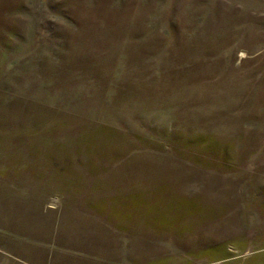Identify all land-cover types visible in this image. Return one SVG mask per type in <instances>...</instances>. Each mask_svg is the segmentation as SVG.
I'll return each instance as SVG.
<instances>
[{
	"label": "rangeland",
	"instance_id": "1",
	"mask_svg": "<svg viewBox=\"0 0 264 264\" xmlns=\"http://www.w3.org/2000/svg\"><path fill=\"white\" fill-rule=\"evenodd\" d=\"M0 264H264V0H0Z\"/></svg>",
	"mask_w": 264,
	"mask_h": 264
}]
</instances>
